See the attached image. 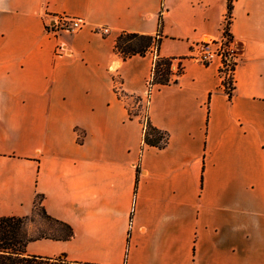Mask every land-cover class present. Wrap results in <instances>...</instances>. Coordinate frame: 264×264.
<instances>
[{"label":"crops","instance_id":"obj_1","mask_svg":"<svg viewBox=\"0 0 264 264\" xmlns=\"http://www.w3.org/2000/svg\"><path fill=\"white\" fill-rule=\"evenodd\" d=\"M227 0H0V217L46 213L69 240L28 255L92 264H264V0H233L234 90L219 58ZM59 15L82 29L49 33ZM176 83L154 86L155 52L123 60L122 32L156 35ZM108 29V34L101 32ZM59 46L64 51L57 53ZM168 133L143 143L144 120Z\"/></svg>","mask_w":264,"mask_h":264},{"label":"trees","instance_id":"obj_2","mask_svg":"<svg viewBox=\"0 0 264 264\" xmlns=\"http://www.w3.org/2000/svg\"><path fill=\"white\" fill-rule=\"evenodd\" d=\"M233 9V0H227V12L223 27L222 37L226 38L224 46L226 48L232 44L229 33L231 14ZM161 42V19H159L158 31L156 35H143L137 33L122 32L115 39L114 50L123 59L126 60L133 56H145L149 51L155 52L152 75L148 86V96L154 86H165L176 83L177 78L183 73V68L179 66L176 77L173 79L171 70L174 58L162 57L158 53ZM225 66L224 73L231 71V74L223 81L221 85L230 99L233 94V73L236 63H227L223 59ZM221 73V68L219 69ZM129 115L132 113L129 112ZM143 143L146 146L163 149L168 144V133L153 126L145 114L144 116ZM41 196H37L34 206V213L39 212L42 217L55 226L60 228L62 234L59 236H30L28 233L27 222L31 217H0V264H92L67 261L64 256L42 257L28 255L25 252L27 244L31 241L51 238L56 240H69L73 236L71 227L57 219L50 217L41 206Z\"/></svg>","mask_w":264,"mask_h":264},{"label":"built area","instance_id":"obj_3","mask_svg":"<svg viewBox=\"0 0 264 264\" xmlns=\"http://www.w3.org/2000/svg\"><path fill=\"white\" fill-rule=\"evenodd\" d=\"M84 25L85 22L81 18L59 15L55 18L52 24H47L45 28L47 32L53 34L61 31L74 33L82 29ZM101 32L103 34H108V29L102 28ZM225 41L226 38L224 37H222L220 40L204 38L203 40L195 43L191 48V57L204 65L210 64V62L215 58L220 59L221 81H224L229 76V74H231V71H228V73H224L225 66L223 64V59L225 58L227 63H236V55L232 44H230L229 47L226 48L223 45ZM62 51H64L63 46H59V48L57 49V53H61Z\"/></svg>","mask_w":264,"mask_h":264},{"label":"rangeland","instance_id":"obj_4","mask_svg":"<svg viewBox=\"0 0 264 264\" xmlns=\"http://www.w3.org/2000/svg\"><path fill=\"white\" fill-rule=\"evenodd\" d=\"M145 101H138L136 98L129 99V107L132 114L138 113L141 118L143 117L142 105ZM28 233L30 236H59L62 234L60 228L55 226L52 222L44 219L39 212H35L34 215L27 222Z\"/></svg>","mask_w":264,"mask_h":264}]
</instances>
